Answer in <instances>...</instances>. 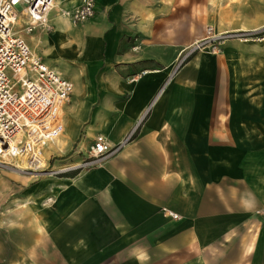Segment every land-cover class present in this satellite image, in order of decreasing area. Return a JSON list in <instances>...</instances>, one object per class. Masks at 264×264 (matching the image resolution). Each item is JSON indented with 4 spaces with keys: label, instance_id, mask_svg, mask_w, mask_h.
I'll list each match as a JSON object with an SVG mask.
<instances>
[{
    "label": "crops",
    "instance_id": "1",
    "mask_svg": "<svg viewBox=\"0 0 264 264\" xmlns=\"http://www.w3.org/2000/svg\"><path fill=\"white\" fill-rule=\"evenodd\" d=\"M79 1L25 36L73 84L51 157L121 147L1 207L0 264H264V41L180 63L207 27L264 29V0H96L73 25L61 12ZM12 187L0 178L1 203Z\"/></svg>",
    "mask_w": 264,
    "mask_h": 264
},
{
    "label": "built area",
    "instance_id": "2",
    "mask_svg": "<svg viewBox=\"0 0 264 264\" xmlns=\"http://www.w3.org/2000/svg\"><path fill=\"white\" fill-rule=\"evenodd\" d=\"M54 3L0 0V167L30 175L39 171L43 172L37 175L50 174L40 158L47 146H59L64 139L63 108L73 93V84L35 55L25 40L26 35L44 25ZM95 11L96 0H80L74 10L62 11L61 15L77 25L93 19ZM238 36L261 42L264 30L214 34L208 27L180 63L202 47L210 46L214 52L223 41ZM120 147H108L105 139L97 136L85 158L64 171L94 168L112 158ZM162 214L173 220L180 218L164 209Z\"/></svg>",
    "mask_w": 264,
    "mask_h": 264
},
{
    "label": "rangeland",
    "instance_id": "3",
    "mask_svg": "<svg viewBox=\"0 0 264 264\" xmlns=\"http://www.w3.org/2000/svg\"><path fill=\"white\" fill-rule=\"evenodd\" d=\"M231 1L232 2H238L239 0H231ZM54 8H55V3H54V7L51 10H53ZM19 24H20V26L22 25L21 22ZM257 31H259V30H257ZM245 32H247V31H245ZM249 32H255V31H249ZM236 33H242V32H236ZM223 34H232V33H223ZM229 39H240V40L242 39V40H244L246 38L238 36L235 38H228L227 40H229ZM255 42H258V41H255ZM220 45L217 47V51L219 50ZM201 49L202 50H209V51L213 52L212 47H210V46H205L204 48L202 47ZM200 50H196V51L198 52ZM196 51L193 52V54L196 53ZM217 51H214V52H217ZM193 54H191V56ZM187 58L185 60H183L182 64L187 60ZM45 62L47 64L48 63L50 64V62H48L46 60H45ZM50 65H52V64H50ZM62 76L64 78H66L65 75L62 74ZM70 130H71V128H70ZM66 133L70 134V131L67 132V130H65L64 134L66 135ZM64 137H66V136H64ZM89 145H87L86 147L80 148V149L77 148L78 150H80L79 154H77L75 152L76 150H73V152H68V153H64V151H63L62 153H58L59 155L61 154V156H54V157H51V156L53 154H57V153H55L57 146H54V145L47 146L43 152V157L40 158V160H41V162L43 160L45 161L44 157H46L48 154H50L49 159L46 160L45 164L43 165L45 169H48V173H50V174L46 173V174H41L38 176L37 173L43 172V171H39V172H33L34 174L30 175V174H26V173L17 172L18 170L15 171L14 169L10 170V169L5 168V167H0V178L6 179V180H11L12 185H13V187L8 190L9 192L5 193L6 199L4 200V202L1 203L2 199L0 200V209H1V207L3 209L4 207H8V206H11L13 204L20 203L21 201H26L25 203H27V201H29V203H32L33 202L32 197L34 195L32 191L36 192L38 187L40 189L42 187L43 182L45 180H47L48 178H53L55 176H59V175H62L64 173L69 172V171H64V172H60V171L62 169L64 170V169L69 168L71 166H75L83 158H85ZM70 171H75V170H70ZM13 174H15V175L19 174V175L23 176V178H25L26 180H31V181L36 180V181H34L33 183L28 184V185L26 184L25 187L23 188L24 190H21L20 189V183H18L17 180L15 181V179H14L15 175H13ZM33 177H37V178H33ZM20 204H22V203H20ZM20 204H18V205H20Z\"/></svg>",
    "mask_w": 264,
    "mask_h": 264
},
{
    "label": "trees",
    "instance_id": "4",
    "mask_svg": "<svg viewBox=\"0 0 264 264\" xmlns=\"http://www.w3.org/2000/svg\"><path fill=\"white\" fill-rule=\"evenodd\" d=\"M190 57H191V55L187 58V60H188ZM187 60H186V61H187ZM186 61H185V62H186ZM185 62H184V63H185ZM75 172H76V171H75Z\"/></svg>",
    "mask_w": 264,
    "mask_h": 264
},
{
    "label": "bare ground",
    "instance_id": "5",
    "mask_svg": "<svg viewBox=\"0 0 264 264\" xmlns=\"http://www.w3.org/2000/svg\"><path fill=\"white\" fill-rule=\"evenodd\" d=\"M54 7V6H53ZM65 170V169H64Z\"/></svg>",
    "mask_w": 264,
    "mask_h": 264
}]
</instances>
